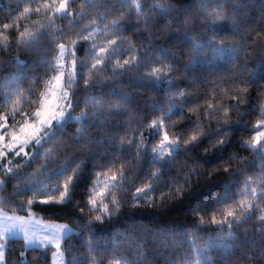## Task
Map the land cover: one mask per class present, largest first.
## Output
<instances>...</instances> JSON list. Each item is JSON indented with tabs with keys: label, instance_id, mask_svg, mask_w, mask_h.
<instances>
[{
	"label": "trees",
	"instance_id": "obj_1",
	"mask_svg": "<svg viewBox=\"0 0 264 264\" xmlns=\"http://www.w3.org/2000/svg\"><path fill=\"white\" fill-rule=\"evenodd\" d=\"M52 2L54 0H0V92L3 93V98H0V116L13 111L12 101L16 99H20L21 102L15 105V119L22 120L25 114L30 115L33 112L37 103L32 101H35L40 91L44 89L45 81L55 74L52 71L45 72L43 64L50 57L57 56L58 45L67 44L72 47L75 59L83 62L77 93L80 95V106L76 112L85 107V101L99 99L100 92L110 95V102L103 105L105 112L111 105L116 104L124 105L126 108L122 114L108 117L111 127L92 128L90 136L97 137L106 133L114 137L117 144L121 138L126 137H134L135 143H140L143 136L150 149L159 144L163 135V132L152 135L151 123L159 121L168 113L169 105H182V115L174 108L169 114L170 118H165L164 122L167 125L165 130L170 139H175L180 134L184 139H188L192 135H199L201 131L208 133L209 129L212 130V134L191 145V151L181 152L172 160L170 166L172 171L166 170L164 173L165 186L160 191L150 194L154 195L152 206L140 201L139 207H133L131 194L135 193L136 188L150 182L147 173L154 171L155 168L146 158L142 168L138 170L136 161L125 152L122 159L115 161V167L104 168L95 167L97 163L109 164L108 160H101L99 155H77L76 159L84 160L86 164L72 197V203L56 211L54 208L58 206L39 204L20 210L16 205L21 202L27 205L29 199L39 201L47 198L33 196L31 192L23 196L14 195L17 186L22 185L23 181L44 162V157L41 156L30 167H26V170H22L19 179H13L0 186L2 201L0 208L6 212L20 214L32 212L44 219L64 222L71 226L73 231L62 241L66 264H81L82 260L85 264H91V256L96 257L97 264L101 259L103 264H109L110 260L121 255L126 256L128 260L133 259L123 247L115 253L112 252L111 242L116 232H130L135 224H143L145 227L158 225L160 229L175 225L178 233L180 229L198 224L200 217L204 218L203 227L207 231L213 227L211 225L213 216L221 220L225 212L230 210L236 211L239 215L240 204L243 201L245 207L252 205L249 210L251 219L242 223L239 230L226 240L227 243L235 244L231 255L225 253L223 249L210 250L209 255L217 264H264V258L250 259L254 256H264V243L258 239L260 229L264 227V222L259 219L264 214V195L261 194L264 192V157L261 155L259 145L257 148L248 146L259 130L264 131V124L260 123L264 121L262 114L264 23H258L261 12L257 0H245V3L249 4L250 25L241 28L242 35H234L231 21H224L213 25L211 29H205L204 15L218 8L219 0H137L138 3L125 0L123 4L118 0H69L70 12L55 16L52 7L43 6ZM154 3H163L171 7L167 13L161 14L160 10L154 7ZM201 3L206 5L203 14ZM251 3H257V7L251 9ZM137 5H140L139 15ZM25 7L30 11L18 21L19 31L27 29L36 33L43 30L46 33L45 38L38 41V47L29 51H23L17 45L19 32L15 28L3 30V25L9 23L10 18L17 17ZM225 11L231 15L233 9L226 8ZM113 21L117 23L113 24ZM186 22H190L188 31L185 29ZM213 32L217 33L218 41H224L229 46L241 45L238 55L225 51L214 57L205 54L193 59L190 55L192 38L200 39L201 43L206 44V41L201 39L202 35L212 36ZM89 33H92L91 39L87 41L81 39ZM74 40L79 41L78 45H73ZM109 40L117 41L115 47L123 48L125 51L120 55L101 53V47L109 48ZM93 44L96 45L95 50H92ZM145 46L148 53L155 51L159 56L162 50L171 55H164L162 63H149L141 67L135 75L125 73L118 77V83L113 81L112 66L117 61L123 63L124 60L130 59L133 50L139 55ZM44 51L49 55L44 56L42 54ZM96 56L103 57L105 63L100 66L103 70L99 72L93 70L90 73ZM164 64L173 66L174 70L169 75L171 84L161 82L157 85L142 79L145 73L151 72L153 68L162 69ZM89 75H99L107 79L98 91L91 89L86 91L84 80ZM233 77L237 79L234 80ZM240 89L245 91L241 92ZM182 90L187 92L186 97L178 95ZM210 103L214 107L211 110L212 114L207 115ZM135 116L139 117L141 131H134L138 127L134 120ZM13 121L10 118L8 123ZM129 121L130 126L124 123ZM77 127L79 125L75 123L68 126V135H74ZM217 129H222L218 135L215 134ZM62 140H67V137L58 138V142ZM221 140H225L226 143L220 144ZM180 143L183 145V140ZM260 144H264V138H261ZM75 148L74 145L71 150L64 152L60 159L73 155ZM40 151L43 153L44 149ZM103 151L104 148L99 149V152ZM131 151L132 153L136 151L135 144L132 145ZM52 155L56 156L58 153L53 152ZM9 156L12 158L8 163L5 158H1V162L5 166L15 167L19 159L13 158L12 152ZM129 161L132 168L126 172L129 179L124 184L127 191L118 193L122 200L127 199V203L121 204L119 214L112 217L110 222L108 220L104 223L95 222L94 217L99 213L91 212L87 204L95 180L94 173L104 172L111 176L113 172L119 171L121 165ZM170 175H178L180 179L169 180ZM186 176L187 183L184 181ZM245 181H248L247 185ZM180 187L183 191L176 192L175 189ZM245 187L248 189L246 196L241 192ZM253 188L257 190L255 198L251 196ZM96 191H104L102 180L97 184ZM226 192L231 198L217 203L216 201ZM115 194L117 190L111 189L109 198ZM97 199L99 201L101 198ZM202 204L206 207L198 211L192 210ZM81 208L84 209L83 216L80 215ZM89 220L93 221L94 242L108 247V252L103 256H101L103 248H97L90 255H86L87 241L91 237L83 225ZM201 237L197 243L203 246L207 236L201 233ZM7 239L6 264H51L52 246L26 249L24 238L11 236ZM136 242L145 244L146 252L159 247V244L145 243L139 235ZM131 246L135 249L136 244L132 243ZM189 252L187 244L181 246V257ZM21 253H24L23 257ZM181 257H176L178 264H183ZM191 258L194 260L195 254H191ZM145 264L165 262L164 259H153L148 256Z\"/></svg>",
	"mask_w": 264,
	"mask_h": 264
},
{
	"label": "snow or ice",
	"instance_id": "obj_2",
	"mask_svg": "<svg viewBox=\"0 0 264 264\" xmlns=\"http://www.w3.org/2000/svg\"><path fill=\"white\" fill-rule=\"evenodd\" d=\"M55 2V0H54ZM59 6L54 9L53 16L56 14H66L68 7V0H58ZM120 4H123L125 0H118ZM260 6V18L258 23H264V0H257ZM257 3H251L250 8L255 9ZM45 8L52 7L51 4H44ZM154 7L160 10L161 14H165L169 11L171 5L165 6L163 3H154ZM201 12L206 7L203 3L200 5ZM232 8L233 12L229 15L225 9ZM140 5H137V13L139 12ZM238 9H243L239 11ZM29 8L25 7L22 12L15 18H10L9 23L3 25V30H9L15 28L19 32L17 38V45L21 47L23 51H29L38 47V41L45 38L46 33L43 30H39L36 33L25 31H19L20 25L18 21L28 13ZM38 12L39 9H36ZM83 14V13H81ZM51 19V18H50ZM224 21H231L233 26L234 35H242L241 28L249 27V4L245 3V0H219L218 8L213 9L212 12L204 15V27L205 29H211L213 25L222 23ZM113 21V24H116ZM190 28V22H186L185 29L188 31ZM87 30V29H85ZM250 30V28H249ZM170 31V29H169ZM92 33L87 36L81 37L82 40L87 41L91 39ZM217 33L213 32L212 36L202 35L201 39L206 41V44L201 43L200 39L192 38V49L190 55L193 59L205 54L216 56L225 51H229L233 55H238L241 45L229 46L224 41H218L216 39ZM79 41L74 40L73 45H78ZM122 43V42H121ZM117 41L109 40V48H100L101 53H107L109 55H120L125 51L123 48L115 47ZM96 45H92V50H95ZM59 55L56 57H50L45 61L43 67L45 72L52 71L55 73L48 81H45V87L40 91L37 99L32 101L37 103V106L30 115L25 114L22 122L19 124L18 130L13 127L9 130L8 120L11 118L15 120V105L20 104V99L13 100V111L7 115L0 116V157L7 159L11 152L15 153V157L19 159V162L15 167L5 166L0 162V186L5 185L13 179H19L22 175V170H26V167H30L33 162L37 161L41 156L44 157V162L40 164V167L33 172L29 178L23 181L22 185L17 186V190L14 195L23 196L31 192L33 196L40 195L46 196V199L34 200L29 199L27 205L23 202L17 204L16 207L23 210L25 207L31 208L37 204L45 206H58L54 208V211L59 208H63L66 204L72 203V197L77 190L78 183L83 174V168L86 161L77 160V155L88 154L99 155L101 160H108L109 164L97 163L95 167H115V161L122 159L125 152L132 156V159L136 161V167L139 170L142 168L145 159L147 162L155 168L154 171L147 173L149 183L143 187L136 188L135 193L131 194V198L134 201L133 207H139L140 201L144 204L152 206L154 200V194L162 187L165 186L164 173L166 170L172 171V160L176 159L181 152L191 151L190 146L200 142L206 136L212 134V130L209 129L208 133L203 131L199 135H192L188 139H184L183 135H178L175 139H170L168 132L165 130L167 125L165 124V118H170L169 114L175 108L181 112L182 105H169L168 113L163 115L159 121H153L151 123L152 135L160 134L163 132L162 138L158 145L149 146L144 142L145 137L141 136V142L135 143L134 137L121 138L119 144L116 143L114 137H110L108 134H101L97 137L89 135L90 129L95 127H111L108 120L109 116L114 114H122L126 111L124 105L116 104L111 105L107 112L104 111L103 105L110 102V95L104 92H100V98H93L85 101V107L78 113L76 109L80 106V95H78L79 78L83 70V62H79L75 59L73 54V61L71 64V70H69L66 62V54L70 52V49L66 48L64 44L58 45ZM207 50V51H206ZM44 56H48L49 53L44 51ZM164 55H171L161 50V55L157 56L156 52L148 53L146 46L143 51L136 54L133 50L130 59H126L123 63L117 61L112 66L111 79L115 82H119L118 77L123 76L125 73H131L135 75L141 67L146 66L149 63H162ZM95 63L92 64L90 73L95 70L97 72L103 69L100 66L105 63L103 57H94ZM65 61V62H62ZM191 62V61H190ZM17 63H22L17 61ZM173 66L170 64H164L163 68H153L151 72L144 74L146 82L155 83L159 85L161 82L171 84L172 80L169 79L170 73L173 71ZM39 79V74L37 75ZM107 78L102 76L89 75L84 80L85 90L98 91L100 86L105 83ZM237 79V77H233ZM195 83V81H193ZM67 85V88L64 87ZM241 92L245 89H240ZM22 95V93H21ZM181 97H186L187 92L182 90L178 93ZM0 98H3V93L0 92ZM213 104H209V112L207 115H211L213 110ZM262 114H264V107H262ZM138 127L134 131H141L139 126V117H134ZM72 123L79 125L75 129V134L68 135L67 128ZM130 126L131 121L124 122ZM227 123V121H225ZM264 124V121L260 122ZM222 129H217L215 134H219ZM67 137V140L58 142V138ZM261 138H264V132H257L248 146L257 148L261 151L262 157H264V144H260ZM86 140V142H85ZM183 140V145L180 141ZM71 141V143H68ZM220 144L226 143L225 140L219 141ZM135 144L136 151L132 153V145ZM48 145L49 147H45ZM76 146L75 152L71 156H64V159H60V155L69 151ZM44 149L41 153L40 149ZM100 148H104L105 151L99 152ZM31 149V150H29ZM95 149L96 151H92ZM53 152L58 155L53 156ZM132 164L129 161L127 164L121 165L118 172H113L111 176H107L104 172H95V180L90 191L91 194L88 197L87 204L90 206L91 212L99 213L95 215V222L104 223L105 220L111 221L112 217L117 216L120 212V206L122 203H127V199H121L118 195L120 191H127L124 184L129 179L126 176V172L131 170ZM227 171V169H225ZM139 174V172H138ZM192 173L190 172L189 175ZM133 182L135 177L132 178ZM169 180H178L180 177L169 176ZM103 182L104 191L97 192L96 186L99 182ZM62 181V183H61ZM185 183H187V176L184 177ZM248 181H245L247 185ZM111 189H116L117 194L112 198H109ZM176 192L183 191V188H176ZM243 195H248V189L245 187L241 190ZM58 194V195H57ZM264 195V192L261 193ZM164 195L163 193L161 194ZM257 190L253 188L251 190V196L255 198ZM97 197L101 199L98 201ZM228 193H224L216 202L221 203L226 199H229ZM107 201V202H105ZM2 203V201H0ZM111 205V207H110ZM206 207V205H200L197 208H193V211H198L200 208ZM252 205L244 206L243 201L240 204V214L236 211L230 210L225 212L224 218L217 220L215 216L211 219L212 228L205 231L203 225L205 223L204 218H199V223L192 225L187 229H180L177 233V226L173 225L171 228L160 229L159 226L145 227L143 224H135L130 232H116L114 240L111 242L112 252L115 253L119 248L123 247L128 255L133 256L132 260H128L126 256L121 255L119 258L110 260L109 264H145V260L148 256L153 259H164L165 264H178L176 257H181V246L187 244L190 252L184 254L181 257L183 264H217L210 255L209 251L214 249H223L225 253L231 255V250L235 247V244L227 243L226 240L231 238L235 231H238L241 224L251 219L249 210ZM219 211V209H214ZM80 215H84V209H80ZM0 264H6V250L8 249V236L15 235L19 232L24 233V243L26 249L37 247L35 241L29 237V230L27 223L23 217L8 216L3 212H0ZM260 221L264 222V214L260 216ZM84 228L88 229L90 239L87 241L88 254L90 255L97 248H103L104 253L108 252V247H105L102 243L94 242L95 237L93 233V221H85ZM225 227L227 231L225 232ZM49 234L44 237L41 243L47 245L55 244L56 252L52 255L59 257L61 264H63V252L59 251L62 247L61 240L68 237L72 229L67 224H49L47 225ZM139 230L138 232L136 230ZM217 229H219L217 231ZM201 233H205L207 240L203 246H200L197 241L202 239ZM83 235V233H81ZM139 235L140 239L153 244H159L158 248H154L150 251H145V244L136 242V237ZM161 237L163 239H161ZM258 239L261 243H264V227L260 229ZM135 243V249L131 244ZM171 249V252H169ZM191 254H195V259L191 258ZM21 257L24 253L20 254ZM264 256H254L250 259H261ZM81 264H85L82 260ZM91 264H97L96 257L91 256ZM99 264H103V259L99 261Z\"/></svg>",
	"mask_w": 264,
	"mask_h": 264
},
{
	"label": "rangeland",
	"instance_id": "obj_3",
	"mask_svg": "<svg viewBox=\"0 0 264 264\" xmlns=\"http://www.w3.org/2000/svg\"><path fill=\"white\" fill-rule=\"evenodd\" d=\"M133 1L135 3H138L137 0H133ZM48 4L52 5V11H54V9L59 6V2L58 1L52 2V3H48ZM67 12H70L68 7H67ZM64 45L66 46V48L70 49V52L66 54V62H67V66H68L69 70H71V64H72V61H73V54H74L73 53V49H72L71 46H69L67 44H64ZM58 55H59V50H58L57 56ZM62 62H65V61H62ZM64 87L67 88V85H64ZM34 110H33V112H34ZM21 122H22V120L15 119L12 123H8L9 124V130H11L13 127H15L18 130L19 124ZM259 132H264V131L263 130H259ZM0 134H2V133H0ZM12 155H13V158H14L15 157V153L12 152ZM1 158H3V157H0V162H1ZM11 158L12 157L8 155L7 163L11 160ZM0 212H3V213H5L8 216L23 217L26 221H28L27 228L29 230V237L31 239H33L35 241L36 245L39 246V247L48 246L46 243H41L44 240V237L49 234L47 225H49V224H66L64 222L52 221V220L44 219L43 217H41L39 215H36V214H34L32 212H30L29 214H20V213L6 212V211H3L1 208H0ZM0 219H2V217H0ZM69 227L71 228V226H69ZM72 231H73V229H72ZM12 236H19V237L24 238V233L23 232H19V233L15 234V235H12ZM63 239L61 240V245H62ZM0 242H3V241H0ZM49 246L53 247L52 253L57 251V249L55 248V244L54 243L52 245H49ZM59 251L63 252V264H66L65 254H64V251H63L62 247H61V249ZM52 253H51V264H61L60 258L56 257V256H53Z\"/></svg>",
	"mask_w": 264,
	"mask_h": 264
},
{
	"label": "crops",
	"instance_id": "obj_4",
	"mask_svg": "<svg viewBox=\"0 0 264 264\" xmlns=\"http://www.w3.org/2000/svg\"><path fill=\"white\" fill-rule=\"evenodd\" d=\"M10 236H12V235H9L8 238H9Z\"/></svg>",
	"mask_w": 264,
	"mask_h": 264
}]
</instances>
